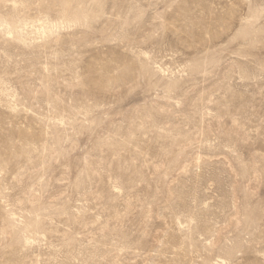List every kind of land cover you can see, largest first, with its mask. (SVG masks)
<instances>
[{"label":"rangeland","instance_id":"374dc122","mask_svg":"<svg viewBox=\"0 0 264 264\" xmlns=\"http://www.w3.org/2000/svg\"><path fill=\"white\" fill-rule=\"evenodd\" d=\"M0 264H264V0H0Z\"/></svg>","mask_w":264,"mask_h":264}]
</instances>
